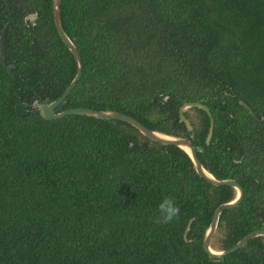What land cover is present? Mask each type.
Returning <instances> with one entry per match:
<instances>
[{
	"label": "trees",
	"instance_id": "obj_1",
	"mask_svg": "<svg viewBox=\"0 0 264 264\" xmlns=\"http://www.w3.org/2000/svg\"><path fill=\"white\" fill-rule=\"evenodd\" d=\"M61 22L83 73L55 112L125 113L189 139L209 173L239 182L243 199L220 214L214 250L264 229V0H62ZM6 24L14 76L0 54V264H264V236L219 259L205 251L215 209L236 190L200 176L183 149L122 120H46L33 109L77 72L53 0H0V33ZM186 102L209 108L210 140L202 108H192L197 123L184 112L192 130L181 121ZM166 196L180 217L157 224Z\"/></svg>",
	"mask_w": 264,
	"mask_h": 264
},
{
	"label": "water",
	"instance_id": "obj_2",
	"mask_svg": "<svg viewBox=\"0 0 264 264\" xmlns=\"http://www.w3.org/2000/svg\"><path fill=\"white\" fill-rule=\"evenodd\" d=\"M61 1L62 0H53L54 3V21L56 28L58 30V33L64 43L67 45L69 50L72 52L74 55L76 62H77V72L70 82V84L67 86L63 94L50 102H45V103H38L37 101L33 103V109H38L40 112L41 116L46 119V120H52V119H59L62 118L66 115H74V114H80V115H88L96 118H101V119H118L125 121L131 125H133L135 128H137L144 136L148 137L152 141L159 142L162 144H170V145H175L181 149H183L186 153L189 154L191 157L194 167L197 171V173L205 178L206 180L210 181L214 185L220 186V185H229L235 188L236 190V196L235 198L230 201L223 203L219 205L213 214L212 221L209 225V227L206 229L205 236H204V249L205 251L209 254L210 257L212 258H222L229 253L235 252L236 250L240 249L243 247L249 240L257 237V236H264V229L260 230H254L244 236L241 240H239L233 247L224 250V251H216L211 247V239L217 229V225L219 222V217L220 214L222 213L223 210L235 207L240 204V202L243 199L244 196V189L241 186L239 182H237L235 179L232 178H227V179H217L215 178L211 173H209L201 164L200 160L198 159L197 152L195 150L194 145L192 142L183 137H176L172 135H168L156 130H151L147 128L145 125H143L141 122H139L137 119L122 113L118 111H112V110H94L91 108H86V107H76V108H70L67 110H63L61 112H55V109L64 101V99L70 94V92L74 89L76 86L77 82L80 80L82 73H83V61L82 57L73 43V41L69 38V36L66 34V32L63 29L62 22H61ZM8 24H6L3 28V30L0 33V54H1V60L6 68L7 72L9 73L10 76H14L13 73V66L7 65L6 62V32H7ZM242 105L248 109V111L255 117L258 118L257 115L254 113V111L251 109L249 105H247L244 102H241ZM189 107H198L202 108L205 110L211 119V126H210V132L208 136V140H210V137L213 132L214 128V120L212 117V114L209 111V108L204 105L201 102H186L184 103L181 108H180V118L181 121H183L186 126L188 127L189 130H192L191 123L189 120L185 117L184 112L187 108ZM15 112L20 115H28L30 113V109L28 107L27 103H19L15 105ZM261 120H264V117L261 118ZM145 148V146H143ZM151 150H156L154 146L149 147ZM257 217H260L264 223V215L261 211L256 213Z\"/></svg>",
	"mask_w": 264,
	"mask_h": 264
},
{
	"label": "clouds",
	"instance_id": "obj_3",
	"mask_svg": "<svg viewBox=\"0 0 264 264\" xmlns=\"http://www.w3.org/2000/svg\"><path fill=\"white\" fill-rule=\"evenodd\" d=\"M154 222L157 224H170L180 217L181 209L172 197H164L158 204Z\"/></svg>",
	"mask_w": 264,
	"mask_h": 264
},
{
	"label": "rangeland",
	"instance_id": "obj_4",
	"mask_svg": "<svg viewBox=\"0 0 264 264\" xmlns=\"http://www.w3.org/2000/svg\"><path fill=\"white\" fill-rule=\"evenodd\" d=\"M193 107H189V108H187L185 111H187L188 112V114H189V116H190V119H192L195 123H197L198 122V118H197V116H198V114H197V112L195 111V110H193L192 109ZM188 119V118H187ZM189 120V119H188ZM189 122H190V120H189ZM191 123V122H190ZM192 126V125H191ZM192 128H193V126H192Z\"/></svg>",
	"mask_w": 264,
	"mask_h": 264
}]
</instances>
